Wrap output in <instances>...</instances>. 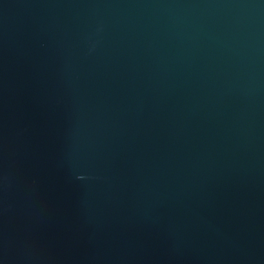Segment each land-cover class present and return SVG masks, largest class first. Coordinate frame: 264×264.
<instances>
[{
	"label": "water",
	"instance_id": "water-1",
	"mask_svg": "<svg viewBox=\"0 0 264 264\" xmlns=\"http://www.w3.org/2000/svg\"><path fill=\"white\" fill-rule=\"evenodd\" d=\"M0 264H264V0H0Z\"/></svg>",
	"mask_w": 264,
	"mask_h": 264
}]
</instances>
